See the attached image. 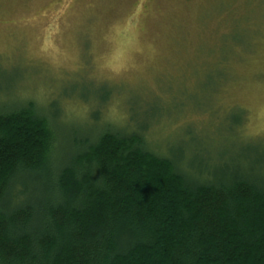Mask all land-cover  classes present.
Returning <instances> with one entry per match:
<instances>
[{
    "label": "rangeland",
    "instance_id": "1",
    "mask_svg": "<svg viewBox=\"0 0 264 264\" xmlns=\"http://www.w3.org/2000/svg\"><path fill=\"white\" fill-rule=\"evenodd\" d=\"M30 101L59 155L113 129L194 178L249 170L264 160V0H0V110ZM117 102L122 125L102 116Z\"/></svg>",
    "mask_w": 264,
    "mask_h": 264
},
{
    "label": "trees",
    "instance_id": "2",
    "mask_svg": "<svg viewBox=\"0 0 264 264\" xmlns=\"http://www.w3.org/2000/svg\"><path fill=\"white\" fill-rule=\"evenodd\" d=\"M57 136L0 110V264H264V160L194 178L136 131Z\"/></svg>",
    "mask_w": 264,
    "mask_h": 264
},
{
    "label": "clouds",
    "instance_id": "3",
    "mask_svg": "<svg viewBox=\"0 0 264 264\" xmlns=\"http://www.w3.org/2000/svg\"><path fill=\"white\" fill-rule=\"evenodd\" d=\"M118 105L119 102L110 105L102 116L107 122L122 125L128 119V115Z\"/></svg>",
    "mask_w": 264,
    "mask_h": 264
}]
</instances>
